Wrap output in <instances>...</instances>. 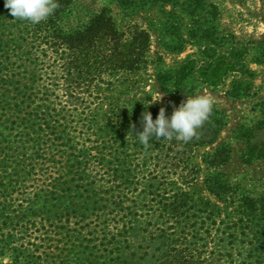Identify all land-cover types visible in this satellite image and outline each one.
Masks as SVG:
<instances>
[{
  "label": "rangeland",
  "instance_id": "1",
  "mask_svg": "<svg viewBox=\"0 0 264 264\" xmlns=\"http://www.w3.org/2000/svg\"><path fill=\"white\" fill-rule=\"evenodd\" d=\"M121 1L61 0L60 34L81 40L72 51L78 76L70 87L64 59L57 67L52 58L30 65L41 51L52 55L33 43L48 34L25 36L26 19L0 0V37L23 38L19 55H33L22 67L17 61L10 82L23 78L34 98L21 113L0 101V176L25 172L0 193V203L14 210L0 219V264H109L134 195L129 180L141 181L143 174L155 178L158 200L184 188L193 199L216 202L204 187L214 173L252 198L264 193V0ZM12 19L22 23L14 27ZM67 48L61 43L54 51L65 57ZM102 55L110 57L107 65L97 63ZM182 67L188 70L183 81L164 80ZM193 95L213 102L204 121L211 129L202 124L193 136L219 128L212 144L189 149L175 135L137 143L145 111L155 119L163 107L170 116ZM45 104L46 125L34 132L27 113ZM67 140L91 152L84 173L66 174L78 154ZM79 176L82 181L70 180ZM53 192L67 194L71 210H78L69 224L57 219L66 216L63 206L23 218L33 195Z\"/></svg>",
  "mask_w": 264,
  "mask_h": 264
},
{
  "label": "trees",
  "instance_id": "2",
  "mask_svg": "<svg viewBox=\"0 0 264 264\" xmlns=\"http://www.w3.org/2000/svg\"><path fill=\"white\" fill-rule=\"evenodd\" d=\"M124 1L125 4L135 3L123 0L121 4ZM141 1L142 3H153L158 0ZM163 1L166 2V0ZM54 2L56 7L45 19L38 23H32L26 19L22 28L25 36L39 32L48 34L46 38H36L33 43L37 44L36 49L41 45L47 46L46 48L52 51V55L47 56L43 51H41L43 54L34 57L30 54V56L19 55L23 51V38L14 41L3 40L0 37V101H5L9 106L11 102L14 103L16 113H21L22 109L28 107L27 101L32 99L33 95L27 94L29 87L21 83L23 78L10 82L17 61L21 62L18 67H22L26 60L33 57L30 65L36 68L42 61L51 58L57 67L59 61L64 59V71L68 76L65 80L67 86L71 87L72 82L78 76L75 71L78 58L72 51L75 44L81 40L60 34L56 20L61 13V0H54ZM12 22L14 27L22 23L14 19ZM206 33L205 31L204 34ZM61 43L66 44L70 51L65 57L59 56L57 51H54ZM109 59V56L102 55L97 63L104 66L111 61ZM23 72L25 75L27 70ZM187 76L188 70L182 67L175 72L174 76L166 74L164 80L176 77L183 81ZM10 84L12 90L8 88ZM13 92L14 95H11ZM49 110L46 104L45 106H31V112L27 113L28 119H26L32 121L29 127L34 132L41 131L42 126L46 125ZM203 124L205 125V122ZM201 128L203 127L200 126L199 130H202ZM205 129H211L207 122ZM218 129H215L210 136L205 132H200L196 139L194 137L189 139L184 146L190 149L191 145L212 144L216 139ZM137 132H139L138 128L135 134ZM134 139H138L137 135ZM67 141L75 145L74 151L78 154L73 157L74 160H71L66 174H74L76 168L84 173L87 164L90 165L94 159L91 152L84 146L76 149V144L72 140ZM11 175L0 176V193H5L11 189V186L18 184L19 178H22L25 172L18 170L14 172L15 176ZM13 177H15L14 181ZM70 180L72 182L82 181V176L76 180ZM153 180L155 181L153 176L147 178L144 174L141 181L129 180L128 185L134 195L129 200L128 213L122 215L119 220L121 229L116 235L119 240L113 238V244H116L117 248L112 252L108 260L109 264H264V193L258 198H252L240 192L237 187L230 186L220 178L219 174L214 173L204 181V187L216 202L208 199H193L184 188L182 192L179 191L172 196H165L162 200H158L159 196L155 195L158 185L152 182ZM125 181H128V178ZM181 181L183 182V179ZM191 182V180L185 181V185ZM73 186L75 191H79L77 184ZM67 189H70V186H67ZM33 197L34 199L26 205L23 218L36 217L39 213H48L63 206L66 216L58 217V214H54L53 217H58V221L65 226L70 223L71 213H78L77 209L71 210L69 207L71 200H67L68 196L65 193L53 192L48 195L37 193ZM12 213H14L12 206L8 203H0V219L3 218L5 221Z\"/></svg>",
  "mask_w": 264,
  "mask_h": 264
},
{
  "label": "clouds",
  "instance_id": "3",
  "mask_svg": "<svg viewBox=\"0 0 264 264\" xmlns=\"http://www.w3.org/2000/svg\"><path fill=\"white\" fill-rule=\"evenodd\" d=\"M14 17L38 23L45 19L56 7L54 0H5ZM160 99V98H159ZM158 100V99H157ZM156 101V100H155ZM212 100L205 95H193L174 107L170 116L161 107L155 119L150 112L142 114V131L137 132L139 141L148 145L151 137H171L175 135L184 141L192 138L212 110Z\"/></svg>",
  "mask_w": 264,
  "mask_h": 264
}]
</instances>
